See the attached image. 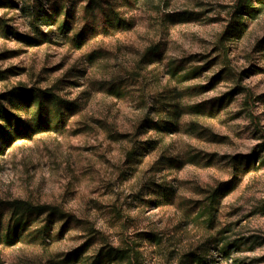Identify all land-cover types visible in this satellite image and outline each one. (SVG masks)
Returning a JSON list of instances; mask_svg holds the SVG:
<instances>
[{
  "label": "rangeland",
  "instance_id": "obj_1",
  "mask_svg": "<svg viewBox=\"0 0 264 264\" xmlns=\"http://www.w3.org/2000/svg\"><path fill=\"white\" fill-rule=\"evenodd\" d=\"M100 1L130 28L90 31L82 0H0V105L31 124L0 140V264H264V1ZM15 200L61 217L7 245Z\"/></svg>",
  "mask_w": 264,
  "mask_h": 264
},
{
  "label": "trees",
  "instance_id": "obj_2",
  "mask_svg": "<svg viewBox=\"0 0 264 264\" xmlns=\"http://www.w3.org/2000/svg\"><path fill=\"white\" fill-rule=\"evenodd\" d=\"M86 1V5H84L83 12L85 16H90L92 18V21L88 24L90 31H95V20L98 15H103V24H105L108 28H114V29H128L130 28L131 24L129 22H126L124 19L120 18L116 12H114L112 9L109 10L108 13H106L102 7V2L100 0H82ZM264 1V0H259ZM3 2H0V4ZM10 3V2H9ZM247 11L248 14H252L256 12L254 9L249 8ZM41 12L38 10H34L31 12H28V15L31 17L32 22L41 21L43 25L50 26L54 23L56 24L58 22V14L59 10L57 9L55 12V15L52 14H40ZM29 18V17H28ZM48 20H51V23L48 24ZM40 26L36 27L39 28ZM57 29L61 31L62 33H68L70 29V22H69V16L68 14H65L63 17V20L61 22H58ZM8 33L14 35V37H18L17 34H13L10 31ZM42 37H44V34H42ZM19 38H22L21 36ZM31 42L35 43L34 40H31ZM84 42L83 33L79 32L75 35V43L76 47L80 48L81 45ZM27 97L29 100L36 99V112L33 115L35 120V128L38 125H42L44 123V118L42 120V115L44 113V110L46 109L45 117L47 116V106L44 104V101L40 99L39 94H34L33 92H26ZM48 99H50V103L54 105L56 108H60V101L58 102L57 97L53 96L52 94H45ZM66 107L68 109L72 107L73 103L65 102ZM59 119H63V114L59 113ZM0 122L2 124L0 125V140H10L12 137H19L24 134H27L28 131H30L31 124L29 123H22L20 122L19 116L13 115L10 112H7L2 108V105H0ZM13 123V124H12ZM156 126V124H154ZM7 127H11L9 132L7 131ZM33 127V126H32ZM163 126H159V130H162ZM165 195V196H164ZM168 193H163V197H166ZM218 196L217 194H212L210 196V202L206 207H204L201 211V213H206L208 217V221H211L214 215V205L217 202ZM7 206L9 208V223L6 228V236H5V244L7 245H13L16 242L17 236L19 233H23L31 226L32 219L38 218L44 214H48V218L56 217L59 215V212L55 210L54 208H51L49 206H33L28 202L25 201H12L8 202ZM1 215V214H0ZM33 217V218H32ZM61 217V215H59ZM147 237H149L151 240H155V236L151 233L146 234ZM226 249H222V253H226ZM126 259L130 264L129 256H126V252L124 251H118L114 249H108L101 255H98L94 260L91 262V264H108L110 261L113 260H121L123 261ZM68 261V260H64Z\"/></svg>",
  "mask_w": 264,
  "mask_h": 264
}]
</instances>
